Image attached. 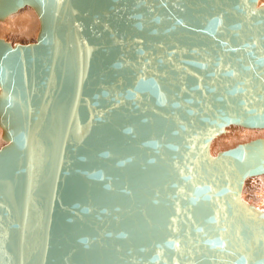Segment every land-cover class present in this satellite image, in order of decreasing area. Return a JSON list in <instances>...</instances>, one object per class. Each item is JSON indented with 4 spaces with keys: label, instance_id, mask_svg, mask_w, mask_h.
<instances>
[{
    "label": "water",
    "instance_id": "1",
    "mask_svg": "<svg viewBox=\"0 0 264 264\" xmlns=\"http://www.w3.org/2000/svg\"><path fill=\"white\" fill-rule=\"evenodd\" d=\"M0 264H264V2L0 0Z\"/></svg>",
    "mask_w": 264,
    "mask_h": 264
},
{
    "label": "rangeland",
    "instance_id": "2",
    "mask_svg": "<svg viewBox=\"0 0 264 264\" xmlns=\"http://www.w3.org/2000/svg\"><path fill=\"white\" fill-rule=\"evenodd\" d=\"M262 2H264V0H259V4ZM23 9L29 10V14H30L28 16L29 18L27 17V19L23 20V22L20 24H16V23L14 24V20H13L14 17H16V15L18 13H21V11H23ZM12 16H8L9 18L7 17L4 20H0V27L2 26L0 28V37L1 38L3 37L4 39L8 40L11 43H17V42L27 43V42L34 41L37 37V33L39 30V19H38V16H37L35 10L30 6H27V7L20 9L16 13H13ZM22 29H25V30H22ZM237 126L240 128L244 127L245 129L257 128V127H245L242 125H237ZM225 132H226V130L224 131V133ZM1 133H2V130L0 128V146L4 144V140L1 138ZM224 133H222V134H224ZM222 134H219L216 137L218 138ZM216 137L213 139L212 144H211V152L214 155H216L218 153V151H220V150L231 148V147L237 145L238 143H242V142H246V141L255 139V138H250V139L244 140V141L238 140V141H235L234 143H232L231 145H228L227 147H224V148H221L218 150L214 149L215 150L214 151V150H212V147L214 148V143L216 141ZM263 178H264V174L255 175L252 178L248 177L247 180L249 179L248 180L249 182L247 180L245 181V186H244L243 192H242L243 197L247 201L249 199V201L251 203H253L254 205L261 207V208H264V179Z\"/></svg>",
    "mask_w": 264,
    "mask_h": 264
},
{
    "label": "bare ground",
    "instance_id": "3",
    "mask_svg": "<svg viewBox=\"0 0 264 264\" xmlns=\"http://www.w3.org/2000/svg\"><path fill=\"white\" fill-rule=\"evenodd\" d=\"M27 7V6H25ZM24 8V7H23ZM22 9V8H21ZM19 11V10H18ZM16 13V12H14ZM13 14V13H12ZM12 14H10L9 16H12ZM29 10L28 9H23V11H21V13H18L16 15V17H14V24H20L23 22V20L27 19V17L29 16ZM13 17V16H12ZM11 17V18H12ZM7 18V17H6ZM5 18V19H6ZM9 18V17H8ZM10 18V19H11ZM29 18V17H28ZM2 27V26H1ZM0 27V28H1ZM5 28V27H4ZM25 30V29H22ZM25 35V34H24ZM3 38V37H2ZM18 43V42H17ZM244 128V127H243ZM238 127L237 125H229L226 127V132L222 135H220L218 138L216 137V141L214 143V148L212 147V150H218L224 147H227L228 145H231L232 143H234L235 141L238 140H248L250 138H257V137H264V128H248V129H243ZM213 146V145H212ZM214 150V151H215ZM213 151V152H214ZM264 174V173H263ZM261 175V174H258ZM255 176V175H254ZM251 178L253 176H250ZM257 178V177H256ZM264 179V178H263ZM247 180V179H246ZM249 180V179H248ZM247 180V181H248ZM249 182V181H248ZM247 182V183H248ZM245 186V183H244ZM249 201V199H248ZM250 202V201H249Z\"/></svg>",
    "mask_w": 264,
    "mask_h": 264
}]
</instances>
